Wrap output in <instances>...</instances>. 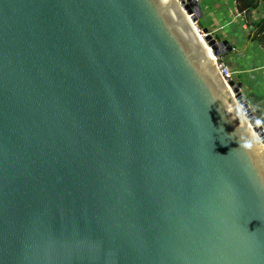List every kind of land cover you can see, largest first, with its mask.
<instances>
[{
  "label": "water",
  "instance_id": "95a60500",
  "mask_svg": "<svg viewBox=\"0 0 264 264\" xmlns=\"http://www.w3.org/2000/svg\"><path fill=\"white\" fill-rule=\"evenodd\" d=\"M202 16L0 0V264H264V125Z\"/></svg>",
  "mask_w": 264,
  "mask_h": 264
},
{
  "label": "crops",
  "instance_id": "0c3cea01",
  "mask_svg": "<svg viewBox=\"0 0 264 264\" xmlns=\"http://www.w3.org/2000/svg\"><path fill=\"white\" fill-rule=\"evenodd\" d=\"M200 2L205 13L204 25L233 45V50L228 52L224 60L230 59L235 63V73L240 77L239 81L243 82L242 90L264 125V49L249 36L252 34L250 22L258 21L264 15L262 5L251 10L248 19V14L238 12L235 0Z\"/></svg>",
  "mask_w": 264,
  "mask_h": 264
},
{
  "label": "trees",
  "instance_id": "16d2710c",
  "mask_svg": "<svg viewBox=\"0 0 264 264\" xmlns=\"http://www.w3.org/2000/svg\"><path fill=\"white\" fill-rule=\"evenodd\" d=\"M260 5H262L264 10V0H235V6L238 12L248 14V19L250 18L251 10L257 9ZM250 23L252 26V34L249 35L250 38L261 45L264 49V15L258 21H252ZM197 24L201 29L205 27L202 23L198 22ZM227 54L221 57V59H224Z\"/></svg>",
  "mask_w": 264,
  "mask_h": 264
},
{
  "label": "built area",
  "instance_id": "2783aa9c",
  "mask_svg": "<svg viewBox=\"0 0 264 264\" xmlns=\"http://www.w3.org/2000/svg\"><path fill=\"white\" fill-rule=\"evenodd\" d=\"M203 33V32H202ZM204 35V34H203ZM215 65L217 67V70L221 76V78L226 82H230L233 80V72L230 68V66L225 62L224 59H221V57L215 56Z\"/></svg>",
  "mask_w": 264,
  "mask_h": 264
},
{
  "label": "rangeland",
  "instance_id": "374dc122",
  "mask_svg": "<svg viewBox=\"0 0 264 264\" xmlns=\"http://www.w3.org/2000/svg\"><path fill=\"white\" fill-rule=\"evenodd\" d=\"M202 11H203V9H202ZM202 23V24H205L206 23V19H205V13H204V11H203V16L202 17H200L199 18V20L197 21V23ZM196 23V26L198 27V30H199V33H200V35L202 36V38H204V35H203V33H202V29L199 27V25ZM218 35V34H217ZM215 36H216V34H215ZM227 60V61H226ZM225 60V62L230 66V68H231V70H232V72H233V78H234V80L235 81H239V76L235 73V67H236V65H235V63H233V61L232 60H230V59H226ZM256 115V117H257V119H258V121H259V118H258V116H257V114H255Z\"/></svg>",
  "mask_w": 264,
  "mask_h": 264
},
{
  "label": "bare ground",
  "instance_id": "6f19581e",
  "mask_svg": "<svg viewBox=\"0 0 264 264\" xmlns=\"http://www.w3.org/2000/svg\"><path fill=\"white\" fill-rule=\"evenodd\" d=\"M197 30V32L199 33V30L198 29H196ZM200 34V33H199ZM198 34V35H199ZM199 37L200 38H202V36L201 35H199ZM202 40H204L203 38H202ZM205 43V42H204ZM205 45H206V43H205ZM207 46V45H206ZM208 48V47H207ZM207 54H208V56L215 62V55L213 54V52L208 48V50H207ZM215 69H216V71L218 72V70H217V67L215 66ZM231 89V88H230ZM264 148V147H263Z\"/></svg>",
  "mask_w": 264,
  "mask_h": 264
}]
</instances>
